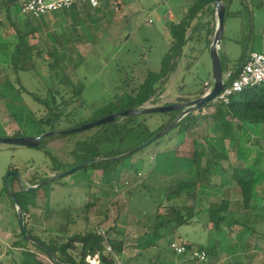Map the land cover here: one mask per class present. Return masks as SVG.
<instances>
[{
    "label": "rangeland",
    "instance_id": "obj_1",
    "mask_svg": "<svg viewBox=\"0 0 264 264\" xmlns=\"http://www.w3.org/2000/svg\"><path fill=\"white\" fill-rule=\"evenodd\" d=\"M120 1L122 10L119 13L105 6V12H94L90 19L83 14L81 17L85 26L88 27L87 30L82 25L78 27L76 24L78 19L71 15L63 17L61 25L57 18H53V22L48 25L49 35L54 39L52 37L46 39L48 46L44 54L56 52L68 80L73 84L79 82L84 84L81 100H74L73 87L69 86L67 81L60 84L56 78L52 77L49 66L53 64L54 58L51 56H47V60L43 59V63L37 69L39 75L18 73V77L12 64L0 65V128L9 136L18 134L33 137L41 131L46 133L52 131L46 124L45 126L38 124L46 112L30 94L24 93L23 102H16L1 92L3 89L9 91L19 89V84L15 83L16 76L20 78L27 90L35 92L40 98H46L47 85H49L59 89L65 100L71 102L66 112V114L72 112L68 120L55 125L56 131L63 132L79 128L83 123L86 125L95 122L96 120L92 121V118H104V115L110 111V104H115L117 98L124 93H133V90L138 89L148 71H160L162 57L166 52L165 38L170 31V27L164 25V16L168 15L171 8L174 9L182 3L181 0ZM225 5L226 7L229 5L225 20L227 36H230L232 32L238 40L237 43L227 42L230 45L228 54L225 52L221 54L224 73L227 77L228 71L234 70L241 61L248 45L252 49L254 43L264 42V0H232L230 3L226 0ZM14 8L21 13L20 18H25L20 6L16 5ZM124 11L125 14H123ZM208 16L202 19L205 31L199 30L193 35L185 56L178 60L176 73L171 75L164 92L154 102L151 101L139 109L177 104L183 96L193 101L196 93L203 89L206 82L213 85L214 69L209 38H214L216 15L209 12ZM168 19L173 21L171 17ZM206 20L209 22L205 23ZM250 33L253 34L251 41ZM51 72L56 73L53 69ZM58 73L61 79L63 73ZM167 86L173 90L172 94L169 93ZM181 94L183 95L177 97ZM58 100L61 102L60 97ZM120 109L121 106L117 105V110L120 111ZM145 116L147 117L146 126L150 131H156L169 118L165 113ZM218 127L207 119H200L195 129L168 141L170 142L168 146L163 142V147L177 146L182 155L191 154L194 142L203 143L206 137L218 133ZM96 132L97 129L94 128L82 133L52 136L44 140L42 148L0 145V264H9L10 259L5 253L9 250L15 234L20 233L18 210L14 208V203L4 191L7 174L16 172L22 176L23 187L16 178H12L16 193L34 186V183L43 178L62 174L75 162L73 151L77 142L92 137ZM168 133L166 138H173V132ZM250 146L254 148L253 152L257 150L256 148L264 149V130L261 137H254ZM233 153L231 151L228 162H223L228 169L237 164ZM145 154L150 161L153 160L152 151L148 149ZM139 162L140 159L134 160L137 165ZM84 169L45 185L43 191L49 197L44 196L41 191L37 201L38 207H32L29 215V222L33 228L39 231L46 230L51 234L55 230L69 236L103 228L107 233L109 232L111 238L125 242V249L117 261L118 264H149L150 258L157 257L160 262L165 260L176 264L187 262L184 257L176 256L165 241L151 245L155 204L141 187L148 168L145 171H137L126 165L121 177L114 182L112 188L101 187L100 171L95 172L93 180L90 181L86 176H90L93 170H88V167L87 170ZM207 179L213 184H221L223 181L219 176L208 175ZM61 182L67 184L62 185ZM229 193L232 213L229 216V222L224 224L227 237H218L217 244L221 248L230 247L236 251L231 254L224 250L218 257H210L208 264H238L239 262L264 264V225L259 227V235H254L250 240L248 250L239 249L236 237L242 229L241 223L246 222V218L239 212L241 193L238 187L233 185ZM211 196L210 193L207 197L198 196L194 200L188 198L180 203L195 205L198 211H205L211 204L220 202V199ZM106 197L109 203L107 205L104 204ZM96 199L100 201L89 214L88 223L83 217L76 216L72 222L68 211L58 212L67 205L73 204L72 208L75 209L87 202L90 204L97 202ZM47 204L55 207V210H52L54 212L48 213ZM59 205L60 207L56 208ZM99 209L105 214H98ZM202 218L192 226L179 229L175 239L180 237L187 242L207 245L209 232L204 225L208 223V217L205 215ZM249 223L256 224L254 221ZM39 257L46 264H53L44 254H40ZM195 264L200 262L196 261Z\"/></svg>",
    "mask_w": 264,
    "mask_h": 264
},
{
    "label": "trees",
    "instance_id": "obj_2",
    "mask_svg": "<svg viewBox=\"0 0 264 264\" xmlns=\"http://www.w3.org/2000/svg\"><path fill=\"white\" fill-rule=\"evenodd\" d=\"M0 1L6 8L17 5L16 0ZM217 1L195 0L194 4L190 6L186 17L179 24L171 25L173 43L170 50L162 58L160 71H148L144 82L138 89L133 90V93H124L121 97L117 98L115 104H110V111L104 115L105 117L113 113L124 112L128 109H139L151 101L154 102L164 92L172 73L176 70V60L182 56L185 47L190 41V37L188 36L189 30L193 29V31H196L199 25H194V22L199 19L201 20L206 13H215ZM231 1L228 0V3ZM228 7L229 5L226 7L227 13ZM0 23L2 24V22ZM16 34L20 41L15 47L12 57V68L15 74L18 77V73H37L39 75L37 69L43 63V58L39 57L41 56L40 54L43 55L44 53V50L40 47L39 36L35 34L33 29L29 33H24L23 28L21 30L17 29ZM252 35V33L249 35L250 41ZM250 50L258 51L255 43ZM247 54L243 57V63ZM47 56L54 58L53 64L49 66L50 69L48 68L52 77L56 78L60 84L67 81L68 85L73 87L74 100H79L84 91V84L80 82L73 84L68 80L63 73V69L60 66V58L56 52H48L45 60H47ZM51 69L56 71V73L52 74ZM239 70L237 69L236 72L231 73L229 81L236 78ZM58 72L63 73L61 79ZM17 76L15 77V83L16 85L19 84V89L17 91L3 89L1 92L4 95L13 98L16 102H23V94H30L43 106L46 112L40 118L38 124L40 126H45L44 124H46L49 130H55L56 123L68 120L72 112L69 114H66V112L71 102L65 100L59 89L47 85L46 98H40L35 92L27 90ZM205 93L206 87L204 85L203 89L196 93L195 99L200 98ZM57 96L61 98V102H59ZM190 101H192L190 98L182 97L180 103ZM117 105L121 106L120 111L117 110ZM168 105L170 104H165V106ZM209 109L211 110L207 112ZM180 113V111L165 113L169 116L168 121L162 124L156 131H150L146 126L147 117L145 115L121 117L113 123L97 127V132L92 137L77 142L76 148L73 151L75 162L63 172L90 158L108 159L134 150L173 122ZM97 119L92 118L91 120L97 121ZM200 119H207L210 123L217 124L219 126L218 133L206 137L203 143L194 142L191 154L182 155L177 146H174V148L163 147V142L168 146L170 143L168 141L195 129ZM82 125L84 123L80 126ZM263 130L264 85H261L248 88L234 95L228 104L212 105L210 102L204 105L198 114L188 115L170 131L173 132V138H166L169 135L168 133L143 149L118 161L105 160L89 166L88 170L92 169L93 172L89 174L90 176L87 175L86 178L92 181L94 173L100 171L102 177L101 187L112 188L114 187V182L121 177L126 165L137 171H145L148 168L141 187L155 204L154 225L152 226L153 243L151 245L165 241L170 247L179 229L184 226L194 225L206 215L208 223L204 227L209 232L208 244L203 246L188 241V248L190 250L196 247L206 251L208 261L210 257H218L224 250L231 254L236 251L230 247L221 248L217 244L218 237H227L224 224L229 222V216L232 213L229 192L233 188V185H236L241 193L239 212L246 218V222L241 223L242 229L237 233L236 238L239 249L246 251L249 249V242L252 237L259 235V227L264 225V149L256 148L257 150L253 152L254 148L250 146L253 143L254 137L259 138L262 136ZM45 133L46 131H41L37 136ZM13 136L21 137L22 135L14 134ZM0 137H9V135L0 128ZM43 143L44 140L37 148H42ZM148 149L152 151V161L145 154ZM231 151L234 152L233 155L237 164L228 169L224 166L223 162L230 160ZM135 159H140L138 165L134 163ZM84 170H87V168ZM208 175L219 176L223 181L221 184H213V182L207 179ZM47 179V177L43 178L33 185L36 186ZM60 184L66 185L67 183L61 182ZM44 187L45 185L33 191H28V188L22 189V191L16 193L17 205L9 198L14 203L15 209L17 207L22 209L25 215L27 233L50 249L55 259L46 252L45 248H41L26 240L20 230V233L15 236L11 245H9V250L5 253L10 259L9 264H46L40 259V254L47 256L53 264H90L87 258H94L96 255L99 256L100 264H118L117 260L123 255L125 249V242L123 240H116L110 237L108 244L112 248V253H109L107 252L105 239L99 236L97 231L76 233L69 236L55 230L52 231L53 234L46 230L39 231L30 225V210L32 207L37 206L40 192L42 191L44 196L49 197L43 191ZM4 191L9 196L5 186ZM210 193L212 194L211 197L220 199V202L211 204L205 211H198L195 205L180 203V201L188 198L193 200L198 198V196L204 198ZM96 200L97 202L94 201L92 204L87 202V204H83L75 209L72 208L73 204H70L58 212L68 211V216L72 222L76 216L77 218L83 217L88 223L89 214L98 206L97 204L100 201L99 199ZM104 204H109L107 197ZM51 205L47 204L48 213L55 210V207ZM59 207L60 205L56 208ZM97 213L100 215L105 214L101 209ZM233 221L234 223L236 222L235 220ZM249 221H254L256 224H250ZM209 225H211V228H209ZM107 234L109 235V232ZM208 261L200 264H208ZM161 263L158 257L149 259V264ZM195 263L196 261L188 260L182 264ZM238 264L243 263L239 262Z\"/></svg>",
    "mask_w": 264,
    "mask_h": 264
},
{
    "label": "water",
    "instance_id": "obj_3",
    "mask_svg": "<svg viewBox=\"0 0 264 264\" xmlns=\"http://www.w3.org/2000/svg\"><path fill=\"white\" fill-rule=\"evenodd\" d=\"M226 0H218L215 4L216 8V29H215V34L213 41L210 46L211 50V56H212V62H213V69H214V74H213V87L212 89L201 96L198 99H195L190 102H185V103H177V104H171L168 106H157V107H151V108H146V109H128L124 112H118V113H113L111 115H108L104 118H101L95 122L86 124L84 126H81L79 128H74L69 131H56L52 130L50 132H47L45 134H42L40 136H33V137H28V136H21V137H14V136H9V137H0V145L2 146H18V147H27V148H37L40 146L41 142L45 140L46 138L56 136V135H70L73 133H82L86 132L88 130L113 123L117 121L121 117H127V116H140V115H150V114H159V113H173V112H178L180 111L181 113L177 116V118L171 122L168 126H166L164 129L159 131L157 134H155L150 140L145 142L144 144L140 145L139 147L135 148L134 150L125 153L120 156H116L113 158H108V159H101V158H90L87 159L81 163L76 164L74 167L71 169L67 170L66 172L59 174L57 176H53L45 180L44 182L36 185V186H30L27 190L28 191H33L35 189L41 188L46 184H49L51 182L60 180L68 175L73 174L74 172L87 168L95 163L102 162V161H118L123 157H126L128 155H131L135 152H137L140 149H143L144 147L150 145L153 143L155 140L161 138L164 136L166 133L174 129L185 117H187L190 114H195L198 113L204 105L212 102L225 88L226 83V76L224 73L223 69V64L220 56V46L224 37V29H225V20H226V13H227V8L225 5ZM16 178L17 181L19 182L20 186L23 187V180L22 176L20 173L16 172H9L5 178V188L9 194V197L12 199V201L17 205V197H16V192L12 187L11 184V179ZM17 214H18V221H19V226L20 230L26 240L31 242L32 244H35L41 248H45L46 252L55 259L53 252L46 248L41 242H39L37 239L33 238L27 233L26 225H25V215L20 207H17Z\"/></svg>",
    "mask_w": 264,
    "mask_h": 264
},
{
    "label": "crops",
    "instance_id": "obj_4",
    "mask_svg": "<svg viewBox=\"0 0 264 264\" xmlns=\"http://www.w3.org/2000/svg\"><path fill=\"white\" fill-rule=\"evenodd\" d=\"M180 2H182V3L178 4V6L174 9L171 8V11L168 13V15L164 16V25L165 26L168 25L167 27H170V29H169L170 31L168 32V37L165 38V46H164L166 48L165 54L170 50V48L172 47V43H173L172 34H171V25L172 24H179L186 17V15L188 14L190 6L193 4V2H195V0H181ZM0 6H1V8H0V18H1L0 22H2V24L0 23V65L1 64H4V65L13 64L12 57L14 54V50L20 41L19 37L16 34L17 29L21 30L23 28L24 33H29L31 31V29H33L35 34L38 35L40 38V47L43 50H45V49H47V46H48L46 39L48 37H50V38L52 37L51 35H49L48 25L51 22H53V18H57V20L59 19V21H60L59 24L61 25V23H63V21H62L63 17H65L67 15H71V16H73V18L76 17L78 19L76 22L78 27L80 25H82L85 28V30H87L88 27L85 26V23H83V19L81 16L83 14H85V16L88 19H90V18H92V15L94 14V12H98V11L99 12L100 11L105 12L106 11L104 9L106 5L102 6L100 8H97V9H94L88 5H83L80 7H75L69 11H62V12L49 14V15L43 17L42 19L35 21V20H31L30 18L26 17L25 15L24 16L22 15L25 18H20L19 15L21 13H19V11H17V9L14 8L16 5L11 6L9 8H6L3 6L2 2L0 1ZM123 14H125V11ZM208 15H209V13H206L205 15H203L202 19L204 17H209ZM170 17L173 19L172 22L169 21V19H168ZM202 19L201 20L199 19L198 21L194 22V25H197V24L199 25L198 28L196 29V31L195 30L193 31V29L189 30L188 36L190 37V41L188 42L187 46L185 47L182 56H185L186 49H188L189 45L191 44V42H192L191 38L193 37V35H195L197 33V31H199V30H203V32L205 31L206 28L204 27ZM208 22H209L208 20L205 21V23H208ZM78 27H76V28H78ZM52 39H54V38L52 37ZM209 39H210L209 42L212 43L213 38H209ZM227 42H229L230 44L232 42L237 43L238 40L235 38V36L232 32L230 33V36L229 35L227 36V30L224 29V37H223V40H222V43L220 46V50H219L220 55L223 54V52L228 54V49H229L230 45H228ZM258 42H257V44L255 43L256 48L258 49V51H261L264 49V42L263 43H260V42L258 43ZM250 51H252V50H250V45H248L245 48V51L243 53L241 61L237 65V67H239V68L236 67V68H234V70L230 69V71H228V74L236 72L237 69H240L242 67L243 57H245L246 53H250ZM44 53H45V51H44ZM44 53H43V55L40 54L41 56L39 58L45 59L46 54H44ZM164 55H163V57H164ZM181 57H179L176 60V64L178 63V60L181 59ZM176 70H177V67H176ZM175 71L172 74V76L176 73ZM168 91H169V93L172 94L173 90L170 89V87H168ZM182 95L183 94L177 95V97H180ZM183 97H187V96H183ZM193 98H194V96H193ZM36 207H38V204ZM30 212H31V210H30ZM15 235H17V234H15ZM174 264H176V263H174Z\"/></svg>",
    "mask_w": 264,
    "mask_h": 264
},
{
    "label": "built area",
    "instance_id": "obj_5",
    "mask_svg": "<svg viewBox=\"0 0 264 264\" xmlns=\"http://www.w3.org/2000/svg\"><path fill=\"white\" fill-rule=\"evenodd\" d=\"M17 5L21 7V12L31 20H40L43 17L62 11H69L75 7L88 5L94 9L102 6H109L114 12L119 13L122 10L120 0H16ZM150 23L152 21H149ZM229 74L226 77V86L224 90L211 102L213 104H228L231 98L245 91L248 88L264 85V49L261 51H251L240 68L236 78L229 81ZM206 93H208L213 85L210 82L205 83ZM205 93V94H206ZM206 113V112H205ZM97 234L105 239L107 252L112 253V248L108 244L110 236L107 232L100 228ZM188 242L182 238H176L170 245V250L176 256H182L186 261L207 262V252L198 249L188 248ZM90 264H100L99 256L88 257ZM118 261V260H117ZM161 264H174L170 261H163Z\"/></svg>",
    "mask_w": 264,
    "mask_h": 264
}]
</instances>
